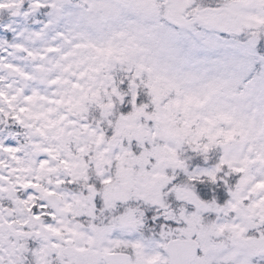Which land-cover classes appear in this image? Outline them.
I'll list each match as a JSON object with an SVG mask.
<instances>
[{"label": "snow or ice", "instance_id": "obj_1", "mask_svg": "<svg viewBox=\"0 0 264 264\" xmlns=\"http://www.w3.org/2000/svg\"><path fill=\"white\" fill-rule=\"evenodd\" d=\"M0 264H264V0H0Z\"/></svg>", "mask_w": 264, "mask_h": 264}]
</instances>
